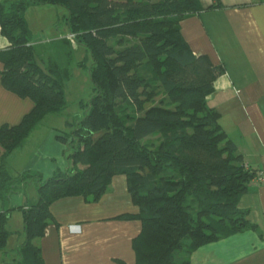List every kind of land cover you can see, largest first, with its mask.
Segmentation results:
<instances>
[{"label":"trees","instance_id":"trees-1","mask_svg":"<svg viewBox=\"0 0 264 264\" xmlns=\"http://www.w3.org/2000/svg\"><path fill=\"white\" fill-rule=\"evenodd\" d=\"M33 4L66 8L75 39L50 43L88 47L94 92L73 130L57 136L66 145L67 169L39 182L37 202L23 210L26 237L18 256L0 264H45L33 239L55 220L51 204L77 195L97 201L119 174L139 207L119 217L142 221L134 264H191L199 247L257 229L239 206L257 170L246 167L207 101L224 66L195 54L181 32V21L201 10L199 0H0L1 33L10 42L0 50L1 82L33 101L19 123L0 126L1 199L12 192L8 156L48 114L62 113L71 78L56 56L40 57L41 43H33L24 17ZM9 217L10 210L0 209V254L11 235Z\"/></svg>","mask_w":264,"mask_h":264},{"label":"crops","instance_id":"crops-1","mask_svg":"<svg viewBox=\"0 0 264 264\" xmlns=\"http://www.w3.org/2000/svg\"><path fill=\"white\" fill-rule=\"evenodd\" d=\"M199 2L201 10L181 21V32L195 54H207L224 66L225 72L216 79L207 97L208 104L219 112V121L243 155L245 164L260 173L264 169V0ZM218 2L222 6L210 7ZM9 45L0 26V50ZM3 68L0 60V126L19 123L33 107L31 99L21 98L4 88ZM40 126L37 125L23 145L8 156L20 154L24 160L21 173L29 171L41 175L35 185L36 197L39 182L44 177L64 171L69 165L66 145L57 139L61 135L59 130L52 127L39 134ZM33 134L41 135V141L24 156L22 152ZM17 189L9 193L7 208L3 206L6 201L0 197V209L10 210V236L15 233L9 227L14 214L24 227L23 210L36 203L31 201L27 190ZM239 206L249 211V219L257 229L237 232L199 247L190 255L191 264H264V182L255 177ZM51 211L55 220L47 226L43 236L33 239L41 248L45 264L135 263L133 239L141 232L142 221L119 217L139 212L124 174L114 176L99 200L83 195L67 196L54 201ZM18 236L20 241L15 247H6L0 256L9 260L18 256V248L26 237L22 232Z\"/></svg>","mask_w":264,"mask_h":264},{"label":"rangeland","instance_id":"rangeland-1","mask_svg":"<svg viewBox=\"0 0 264 264\" xmlns=\"http://www.w3.org/2000/svg\"><path fill=\"white\" fill-rule=\"evenodd\" d=\"M66 14L67 10L62 6L41 4L29 6L24 14L29 28L32 31L33 39H35L33 43L37 45V43L41 42V44L37 46L40 57L47 60L50 55L56 56L63 66L69 67L71 70V78L65 85L66 107L62 113H50L41 120L38 124L41 125L39 134L46 133V130L52 127L58 129L61 135L70 133L73 127L78 124V121L86 114V109L82 106V102L86 103L94 92V85L89 72L93 60L88 47L73 42L71 46L61 47V49H59L58 46L50 43L55 39H61L58 38L59 36L65 35L64 38H67L66 35L69 29L66 23ZM82 61H84V64L79 65ZM35 134L29 138V142L25 146L22 155L25 156L30 149L33 150L38 146L41 141V135L35 136ZM16 153L12 154L7 160V171L11 177L10 180L13 179V181L7 183L6 191L8 192L10 189L17 191V188L21 187L23 190H27V195L32 202H37L38 197L35 196L37 193L36 186L41 175H28L26 179H22L20 174L21 168L24 166V160L20 157V154L18 155ZM47 179V177H44L42 182ZM10 186H12L13 189ZM4 200L6 203L3 206L7 208L10 205V201L8 198ZM15 211H18V213L20 212L18 209H15ZM20 213H22V211ZM9 227L15 233L9 237L7 248H11L12 246L15 247L17 241H20L18 236L19 233L22 232L25 236L23 222H20L16 214H14L13 220L9 223ZM188 242V239L185 240L186 244ZM0 258L9 260L2 255Z\"/></svg>","mask_w":264,"mask_h":264},{"label":"built area","instance_id":"built-area-1","mask_svg":"<svg viewBox=\"0 0 264 264\" xmlns=\"http://www.w3.org/2000/svg\"><path fill=\"white\" fill-rule=\"evenodd\" d=\"M66 37L72 41H74L75 39V34L74 33H69L68 35H66ZM247 168H249L247 165H246ZM257 179L260 181V182H264V169H261L260 170V173L257 174Z\"/></svg>","mask_w":264,"mask_h":264}]
</instances>
